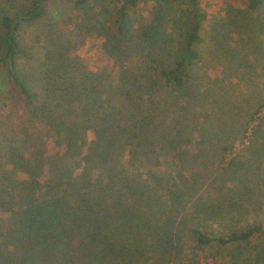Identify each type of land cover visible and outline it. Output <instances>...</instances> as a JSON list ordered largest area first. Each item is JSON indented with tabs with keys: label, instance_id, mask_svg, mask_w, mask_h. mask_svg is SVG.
Segmentation results:
<instances>
[{
	"label": "trees",
	"instance_id": "16d2710c",
	"mask_svg": "<svg viewBox=\"0 0 264 264\" xmlns=\"http://www.w3.org/2000/svg\"><path fill=\"white\" fill-rule=\"evenodd\" d=\"M22 1L12 9L13 1L0 0V72H5L11 88L31 114L53 120L62 128L59 141L66 152L44 161L38 154L35 160L20 158L13 163L14 169H22L24 164L31 180L11 182L0 176V207L9 200L15 208L11 226L0 228V264L39 263L47 250L50 261L44 264H55L58 258L70 264H148L152 257L158 262L162 250L174 257L172 242L178 249L183 224L198 247L243 245L264 234L259 222L235 227L219 223V231L201 225L197 221L205 212L200 204L198 208L192 204L183 207L178 216L175 190L182 189L186 194L190 190L182 176L163 191L151 171L142 180L121 163L125 151H129V162L142 161L150 166L146 155L152 151L141 154L139 145L154 149L158 144L172 143L171 128L177 130V125H171L165 97L173 93L182 98L193 82L200 59L197 47L207 19L200 0H69L74 9L83 12L81 24L105 37L108 56L115 58L113 51H119L121 43L131 45L124 52L132 50L135 59L131 68L120 69L116 83L107 72H87L73 59L60 55L56 46L43 49L37 79L26 73L25 61L30 59L32 48L21 42L19 33L24 25L47 19L48 5L55 0ZM98 1L102 3L96 5L97 10L92 9ZM150 1L154 6L146 23L139 9ZM243 1L252 15L259 16L264 8V0ZM178 6L181 12L175 15ZM133 19H138L137 28ZM155 97L157 110L152 108ZM133 115L137 117L133 122L140 119L144 127H134L136 123L128 119ZM88 131L95 137L90 144ZM87 145L89 155L84 161L86 166H99L100 178L94 179L88 166L77 177L69 174V149L73 157ZM13 151L9 152L10 159L17 152ZM42 165L51 172L45 185L37 177ZM26 192L29 200L24 198ZM195 193L190 195L191 200ZM21 196L22 204L16 206V198L19 201ZM166 260L161 262L171 263V258Z\"/></svg>",
	"mask_w": 264,
	"mask_h": 264
},
{
	"label": "rangeland",
	"instance_id": "374dc122",
	"mask_svg": "<svg viewBox=\"0 0 264 264\" xmlns=\"http://www.w3.org/2000/svg\"><path fill=\"white\" fill-rule=\"evenodd\" d=\"M11 1L15 3L12 9L23 4L22 0ZM101 3L96 2L92 9L97 10L96 5ZM200 4L207 19L201 30L202 41L197 47L200 59L194 69L193 82L187 86L182 98L173 93L165 97L167 112L173 120L171 125H177V130L171 128L170 142L173 144H158L149 149L141 143V154L152 151L146 155L150 166L142 161L129 162V151H125L121 163L127 172L140 175L142 180H146L147 172L151 171L163 191L182 176L190 190L187 194L182 189L174 191L178 199V204L175 203L178 216L183 207L190 208L192 204L198 208L200 204L205 213L197 223L208 224L217 231L220 230L219 223L235 227L259 222L264 226V8L256 16L249 13L243 0H200ZM153 6L150 1L139 9L146 23L150 21ZM48 11L47 19L39 24L24 25L19 33L21 42L32 48L30 59L25 61L28 65L26 73L31 72L37 79L43 49L48 46L49 49L56 46L60 55L73 59L87 72L109 73L115 83L121 68H131L135 59L132 50L124 52L131 45L121 43L120 52L113 51L115 58L108 56L104 49L105 37L81 24L83 12L74 9L69 0H55L48 5ZM180 12L179 6L173 11L175 15ZM133 20L137 28L138 19ZM134 43L139 45L136 40ZM157 97L152 98L155 110ZM135 116L128 119L132 118L133 122ZM136 120L135 125L128 121L129 125H137L139 129L144 127L140 119ZM61 131L53 120L31 114L11 88L5 72H0L1 177L10 178L11 182L31 180L25 173L24 164L22 169H14L13 163L20 162V158L35 160L38 154L44 156L43 161L56 153L63 154L66 149L59 141ZM94 140L93 133L88 131V144ZM88 147H83L75 157L69 149L70 173L68 170L67 173L73 177L80 175L87 166L94 179L101 177L97 164L86 166ZM14 149L17 155L10 159L9 152L15 153ZM37 177L45 185L51 172L42 165ZM194 191L198 193L191 200ZM29 196L31 198L32 190ZM21 198L23 196L19 201L16 198V206L22 204ZM24 198L29 200L27 192ZM5 202L7 205L0 207V228L11 226L15 209L9 200ZM154 204L159 205L158 202ZM183 226L179 248L172 242L176 249L174 257L162 250L160 261L156 262L152 257L148 264H165L163 262L170 258L168 264H264V234L243 245L198 247ZM49 251H45L44 257L41 255L39 263L34 261L33 264L50 261ZM58 259L55 264H70Z\"/></svg>",
	"mask_w": 264,
	"mask_h": 264
}]
</instances>
